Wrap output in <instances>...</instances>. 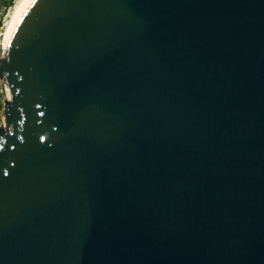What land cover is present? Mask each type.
Returning a JSON list of instances; mask_svg holds the SVG:
<instances>
[{"label": "water", "instance_id": "1", "mask_svg": "<svg viewBox=\"0 0 264 264\" xmlns=\"http://www.w3.org/2000/svg\"><path fill=\"white\" fill-rule=\"evenodd\" d=\"M0 77V264H264V0H29Z\"/></svg>", "mask_w": 264, "mask_h": 264}, {"label": "rangeland", "instance_id": "2", "mask_svg": "<svg viewBox=\"0 0 264 264\" xmlns=\"http://www.w3.org/2000/svg\"><path fill=\"white\" fill-rule=\"evenodd\" d=\"M19 2L20 0H0V57L5 51L4 39L7 25L11 20ZM6 4L8 8L4 12L3 6ZM9 96L10 94L8 93L6 83L0 78V126H2V124L5 125L4 100L9 98Z\"/></svg>", "mask_w": 264, "mask_h": 264}, {"label": "bare ground", "instance_id": "3", "mask_svg": "<svg viewBox=\"0 0 264 264\" xmlns=\"http://www.w3.org/2000/svg\"><path fill=\"white\" fill-rule=\"evenodd\" d=\"M29 0H20V2L18 3L17 7H16V10L14 12V14L12 15V18L11 20L9 21L8 25H7V29H6V32H5V39H4V45H5V48H6V43H7V40L8 38L10 37L11 33H12V30L17 22V19L19 18L24 6L26 5V3L28 2ZM2 80H4L5 82V79L0 77ZM6 83V82H5ZM8 88V87H7ZM8 93L10 94V90L8 88Z\"/></svg>", "mask_w": 264, "mask_h": 264}, {"label": "built area", "instance_id": "4", "mask_svg": "<svg viewBox=\"0 0 264 264\" xmlns=\"http://www.w3.org/2000/svg\"><path fill=\"white\" fill-rule=\"evenodd\" d=\"M8 8L7 4L3 6L4 12L5 10ZM3 14V13H2ZM0 20H1V16H0Z\"/></svg>", "mask_w": 264, "mask_h": 264}]
</instances>
